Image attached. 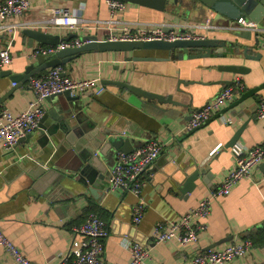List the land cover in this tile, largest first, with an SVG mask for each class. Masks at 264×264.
Listing matches in <instances>:
<instances>
[{"label":"crops","instance_id":"obj_1","mask_svg":"<svg viewBox=\"0 0 264 264\" xmlns=\"http://www.w3.org/2000/svg\"><path fill=\"white\" fill-rule=\"evenodd\" d=\"M57 7H67L82 19L83 30L75 34L54 28L47 30L64 38L73 34L81 39L87 35L107 39L112 28L121 26L106 23L111 19L108 0H31V9L23 17L10 20L23 23L17 31L13 34L0 32V50L8 47L14 56L13 62L3 70L22 74L30 65L38 66V58H32L29 53L42 44L34 41L31 45L23 31L42 29L38 23L49 19ZM166 9L163 12L128 2L120 19L129 23L164 25L165 30L172 27L193 30L205 37L232 39L225 26L213 21L210 14L195 13L188 19H177L171 7ZM207 23L211 29L202 27ZM260 23L264 28V17ZM255 35L252 40H239L243 43L240 47L227 43L215 49L218 55L209 57L180 60L170 57L166 51L86 52L63 65L65 74L70 77L100 78L101 83L104 79L122 80L164 98L171 96L173 102H160L139 97L116 85H104L106 88L101 94L81 95L83 106L101 119L103 127L130 132L125 137L133 141L135 149L151 139L158 138L164 143L159 157L142 175L146 183L143 197L147 204L144 218L140 224L132 220V208L138 201L135 195L107 189L118 153L113 150L101 157L107 164L106 180L103 186L94 189L95 194L72 180L62 182L63 188L57 193L40 192L39 187H34L30 172L38 166L48 169L51 153L41 148L42 134L36 129L30 137H21L13 150L0 149V227L3 232L33 263L58 264L61 254L73 249L78 241V237H74L75 229L89 214L96 213L106 222L110 232L104 254L108 264H129L131 253L123 245L127 237L148 248L149 254L141 264H192L198 252L248 238L254 242L252 250L225 264H264V161L252 178L242 179L229 195L214 201L207 220L208 229L197 244L181 247L175 241L156 243L153 239V229L158 222L178 218L217 186L233 164L230 140L242 125L247 123L236 144L253 148L264 143V119L257 117L258 104L264 96V48L255 45ZM260 35L264 38V33ZM244 47H248L247 57ZM128 56L168 59L127 62ZM225 65H243L246 71L243 74L222 71L220 67ZM237 75L242 77L246 90L238 93L197 130L180 134L192 113L232 84ZM28 83L15 90L2 108L15 112L24 109L34 98ZM12 88L13 82L8 76L0 78V97ZM53 106L54 101L47 99L45 113ZM222 116H232L236 120L224 123ZM219 144L222 147L211 153ZM198 169L203 171L197 180L198 188L192 193H182L178 180ZM208 172L215 174L214 179H209L211 186L203 182ZM0 264H13L2 245Z\"/></svg>","mask_w":264,"mask_h":264},{"label":"built area","instance_id":"obj_2","mask_svg":"<svg viewBox=\"0 0 264 264\" xmlns=\"http://www.w3.org/2000/svg\"><path fill=\"white\" fill-rule=\"evenodd\" d=\"M111 19L106 21L109 25H119L112 28L108 40L127 41H175L178 39H202L204 34H196L193 30H165L164 25L151 23L123 22L120 16L127 10V2L119 0H108ZM31 9V0H0V32L14 33L23 24L12 23L14 17H23ZM41 30L49 29L67 30L68 33H78L83 30L82 19L71 13L67 7H57L49 19L44 23H38ZM211 29L207 23L202 26ZM235 28L252 31L260 38V46L264 48V28L253 25L245 19H239ZM195 30V29H194ZM48 32V31H47ZM84 41L81 38H73L64 41L58 46L40 45L32 48L29 55L32 58L39 56L52 57L57 51L66 47L81 46ZM14 60L13 54L8 47L0 50V70L11 64ZM63 66L50 68L41 76L33 77L28 85L34 93V98L20 111L0 107V149L4 151L13 150L21 137L33 133L45 114V102L52 95L70 91L72 96L82 95L87 92L101 94L105 86L100 78L77 79L67 76ZM16 83H13L15 86ZM246 90V85L240 75H237L232 84L224 87L221 91L201 108L195 110L190 120L181 128L180 134H187L197 130L214 113L222 110L233 101L238 93ZM257 117L264 119V96L260 98ZM224 123L235 122V117L222 116ZM164 143L156 138L147 141L145 145L131 153L118 152L115 162L110 170L109 189L121 194H133L138 201L132 208V220L134 224H140L144 218L147 204L143 197L146 185L142 175L156 161L163 150ZM222 147L219 144L211 153ZM233 164L231 168L221 177L215 189L206 194L194 207L174 220L158 222L153 229V239L156 243L175 241L181 247L197 244L201 235L207 231V220L212 213L213 203L216 199L229 195L233 188L244 178H252L254 171L264 161V143L253 148L235 144L232 146ZM74 237L78 241L66 254H61L58 264H108L105 259V243L110 235L106 222L96 213H91L87 220L75 229ZM0 245L13 264H35L30 261L23 251L3 232L0 227ZM123 245L130 251L131 260L129 264H141L148 256V248L141 242L125 238ZM254 246L251 239L231 241L223 246L198 252L192 258V264H225L248 254Z\"/></svg>","mask_w":264,"mask_h":264},{"label":"water","instance_id":"obj_3","mask_svg":"<svg viewBox=\"0 0 264 264\" xmlns=\"http://www.w3.org/2000/svg\"><path fill=\"white\" fill-rule=\"evenodd\" d=\"M136 3L155 8L165 12L171 7L173 17L188 19L195 13L197 15L210 14L213 21L223 24L226 32L231 34L232 39L210 38L202 39H178L175 41H127L99 39L96 35L83 36L84 44L81 46L66 47L57 51L54 57H38V66L30 65L22 74H13L11 71L0 70V78L9 77L16 83L13 88L0 97V107L9 99L15 90L29 82L35 76H41L46 70L63 66L86 52H123L133 53L139 51H166L170 57L180 60L184 58L195 59L209 57L215 53V49L227 46L240 47L239 40H252L253 32L235 28L239 19H245L253 25L259 26L264 17V0H119ZM172 17V18H173ZM174 19V18H173ZM260 27V26H259ZM174 28H168L172 31ZM23 34L29 37L30 44L34 41L47 46H58L64 41L75 38L72 34L68 38L59 34L47 32L41 29H25ZM255 45L260 46V38L255 35ZM234 38V39H233ZM241 43V44H240ZM248 47H244V55L247 57ZM220 55V54H219ZM168 58L128 56L127 62L141 60H164ZM222 71L234 74H243L246 67L243 65L221 66ZM103 85H116L129 92L146 99H157L160 102H173L168 98L147 92L137 86L122 80H102ZM54 101V106L41 118L37 130L42 134L39 144L44 151L51 153L48 169L38 166L30 172L35 181L34 187L46 193H57L62 187V182L72 180L91 193L94 189L103 186L106 180L107 164L101 157L107 156L109 151L131 153L135 149L133 141L125 136L130 132L120 130L110 131L103 127L101 119L90 113L82 103L81 95L72 96L70 91H64L47 98ZM247 123L242 125L230 140V146L237 143L242 130ZM32 134H29L30 137ZM99 151V153H98ZM107 158V157H106ZM264 168V165L262 169ZM203 171L195 170L178 180V189L185 194L192 193L198 188L197 180ZM215 174L208 172L203 178L207 186H211L209 179H214ZM41 187V188H40ZM107 189L109 190V182ZM215 189V188H213Z\"/></svg>","mask_w":264,"mask_h":264}]
</instances>
